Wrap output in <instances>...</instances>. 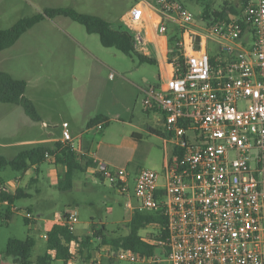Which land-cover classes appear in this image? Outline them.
Instances as JSON below:
<instances>
[{"label":"built area","instance_id":"1","mask_svg":"<svg viewBox=\"0 0 264 264\" xmlns=\"http://www.w3.org/2000/svg\"><path fill=\"white\" fill-rule=\"evenodd\" d=\"M123 25L135 51L161 65L162 81L146 90L144 109L163 113L171 150L162 172L139 170V205L128 208L167 219L165 239H146L164 257L108 245L83 255L78 237L67 264H264V0H246L227 20L203 12L197 18L180 0H147L125 13ZM62 135L74 144L68 126ZM97 163L95 173L130 192L126 169L112 174L109 164ZM23 212L30 226L53 222L72 233L79 219L73 208L51 219Z\"/></svg>","mask_w":264,"mask_h":264},{"label":"rangeland","instance_id":"2","mask_svg":"<svg viewBox=\"0 0 264 264\" xmlns=\"http://www.w3.org/2000/svg\"><path fill=\"white\" fill-rule=\"evenodd\" d=\"M142 1L147 0H0V29H10L20 19L43 13L47 8H69L78 13L95 15L110 22L116 29L123 25L125 13ZM180 1L198 18L208 5L220 10L227 0ZM173 35L168 32V36ZM211 47L217 51L216 45ZM141 56L144 55L136 51L126 55L115 48L104 47L99 35L89 34L85 26L66 16L45 19L24 34L13 47L0 52V71L27 83L26 97L34 101L42 120L34 122L21 106L0 102V157L13 159L27 148L20 146L19 142L51 138L52 133L58 137L64 126H70L76 135L84 134L88 118L95 117L98 112H110L108 117L111 122L104 129L106 135H95L97 140L122 141L131 137L133 132L143 134V142H137L136 159L128 168L130 192L126 194L109 177L100 180L88 171H77L72 188L60 191L51 180L47 163L41 166V173L33 172L32 177L9 166H0V183L5 182L7 189L12 191L15 178L23 175L22 189L27 193L26 198L17 200L13 206L2 203L3 215L9 211L12 216L10 220H0V264H15L13 258L6 254L11 240L34 239L32 264H37L38 258L48 251L45 223L38 228L29 226L25 210L51 219L57 212L76 209L79 219L74 233L78 237L93 236V228L104 231L109 238L129 233L128 225L134 212L128 208V203L131 202L133 207L139 205L135 197L138 171L149 168L162 172L157 166V151L151 146V142L161 140L143 130L136 131L126 122L130 116L124 106L129 104L139 114L135 124L142 125L139 119L144 116L141 89L160 83L156 58L147 62L142 61ZM111 73L116 74L115 80L111 79ZM115 81L120 82L117 91L121 99L118 102L113 96ZM118 114L122 119L118 118ZM118 170L112 167L111 173ZM158 232V226L150 225L140 234L150 240ZM93 241L94 246H102L100 239L94 238ZM157 254L164 257L161 248ZM107 261L104 258L103 264ZM51 264L65 263L54 260ZM114 264L131 263L115 259Z\"/></svg>","mask_w":264,"mask_h":264},{"label":"trees","instance_id":"3","mask_svg":"<svg viewBox=\"0 0 264 264\" xmlns=\"http://www.w3.org/2000/svg\"><path fill=\"white\" fill-rule=\"evenodd\" d=\"M245 1L241 0L238 4L225 3L220 10L208 5L202 12L206 18L227 20L239 14L241 5ZM59 16L69 17L85 26L89 34L99 35L102 45L106 48H115L126 55H132L135 52L133 38L125 30L124 25H119L115 29L113 24L101 17L78 13L69 8H47L43 13L20 19L10 29H0V52L13 47L24 34L45 19H55ZM141 60L152 62L144 56H141ZM27 86L25 81L17 80L10 74L0 71V102L21 106L32 121L40 122L42 120L36 105L26 97ZM110 122L104 115H97L91 119L87 123V132L83 136L86 143L89 140V131L97 128L100 124L103 125L104 130ZM48 162L65 168L56 184L60 191H69L72 188L73 178L77 171L86 172L90 168L98 166L97 161L89 154L88 145L82 147V150H78L73 143L63 141L54 144L38 143L29 145L13 159L0 157V166H9L20 173H25L32 167H40ZM95 177L100 180L106 178L105 175L99 172L95 173ZM0 186H2V183H0ZM116 186L118 187V185ZM26 196L27 193L24 189L11 193L3 186L0 191V203L8 202L9 206H13L17 200L26 198ZM11 216L12 214L9 211L5 215H3L2 210L0 211V220H10ZM26 223L29 226L31 225V222L27 219ZM153 224H159V232L150 240L165 239L167 236V219L160 213L135 211L128 225L129 233L116 238L106 237L104 231L93 228V236L83 238V255L89 256L91 254V250L94 248L93 239L97 238L102 241V245H108L115 249H130L142 256H152L157 253L159 247L148 242L140 233ZM45 231L48 251L44 256L38 258L37 264H51L54 260H62L67 264L71 257L69 244L73 239H78V236L72 233L65 224L53 222L46 224ZM34 247L35 241L32 237H28L25 241L11 240L8 243L6 254L13 258L15 264H32L31 256ZM53 252H55V256L52 255ZM114 260L108 259L106 264H114Z\"/></svg>","mask_w":264,"mask_h":264},{"label":"crops","instance_id":"4","mask_svg":"<svg viewBox=\"0 0 264 264\" xmlns=\"http://www.w3.org/2000/svg\"><path fill=\"white\" fill-rule=\"evenodd\" d=\"M240 1L241 0H233V1L227 0L225 3L238 4ZM152 61H154V59ZM158 65H159V69H160L159 80L161 83V81H162L160 78V76H161V65L159 62H158ZM122 77H124V76H122ZM124 79H126V78L124 77ZM115 82H116L115 83V92H114L113 96H114V100L116 102H118L119 99H121L119 97V94H118L119 92L117 91V88H118L120 82H117V81H115ZM159 84H157L156 86H158ZM150 87H155V86H147L146 88L141 89V92H142L144 99L146 96V90ZM124 107L126 108V113L130 116V119L128 118V121H126L128 125L134 127L136 129V131H138L137 129L143 130L148 135H150L152 137H158L161 140L159 142L158 141L151 142V146L154 148L153 150L157 151V156L159 157V161H158L157 166L161 167V169L163 171L164 167H165V161H166L167 155L169 154V152L171 150V146L167 143L166 136L164 134V115H163V113L160 111H157V110H145L143 108L144 116L139 117V119L142 120L143 123L141 126H138L135 124V120L139 114L136 113L135 108L129 104H125ZM109 114H110V112H98L97 115H104L111 121V119L108 117ZM93 118L94 117H89L88 122ZM118 118L122 119L120 114H118ZM44 124H46V122H44ZM68 127H69L71 134L73 136L76 149L82 150V147H85L86 145H88L89 154L96 161H98L100 163L101 162L107 163L110 165L111 168L115 167L116 169L117 168L118 169H126L127 172H128V168L130 167V165L136 159V150H137V145H138L137 142L138 143L143 142V134L141 132H133L131 134V137H126L125 140H122V141H117V140H112V139L107 140V138L106 139L100 138L97 140L96 136H95L96 134L100 133L101 135H106V133L104 130L100 131L96 128V129L89 131V133H88L89 140L86 143V141L83 138L85 133L80 134V135H76L73 132V129L70 126H68ZM86 132H87V130H86ZM62 137H63L62 133L58 137L54 136V134L52 133L51 138H32V139H28V140H23V141L19 142V144H20V146H25V147L29 146V145L38 144V143L54 144V143L59 142V141L61 142L63 139ZM77 142H78V144H77ZM47 164H49V166H50L49 172H50L51 180H52V182H55V185H56L58 182L59 176L64 173L65 168L63 166H56V165L52 164L51 162H48ZM33 172H36L38 174L41 173V166L40 167H32L27 172L22 173V174L25 176L31 175V177H32ZM88 172L95 175V168H90L88 170ZM23 175L15 178V182L13 183L12 191H9L7 189L9 192L15 193L17 190H20L23 188L22 187V181L24 178ZM129 175H130V173H129ZM32 181H37V180H32ZM2 186L7 188V185L5 184V182H2Z\"/></svg>","mask_w":264,"mask_h":264}]
</instances>
